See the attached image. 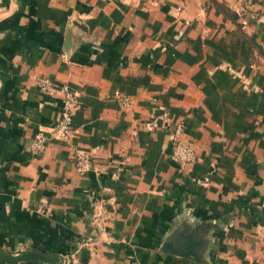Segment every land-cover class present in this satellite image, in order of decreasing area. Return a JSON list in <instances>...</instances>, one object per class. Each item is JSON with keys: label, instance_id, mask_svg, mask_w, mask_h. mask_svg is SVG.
<instances>
[{"label": "crops", "instance_id": "0c3cea01", "mask_svg": "<svg viewBox=\"0 0 264 264\" xmlns=\"http://www.w3.org/2000/svg\"><path fill=\"white\" fill-rule=\"evenodd\" d=\"M39 75L78 103L71 136L34 153L61 108ZM177 140L195 161L171 157ZM209 219L224 228L208 263L160 250L176 224ZM0 246L69 264H264V0H0Z\"/></svg>", "mask_w": 264, "mask_h": 264}, {"label": "built area", "instance_id": "2783aa9c", "mask_svg": "<svg viewBox=\"0 0 264 264\" xmlns=\"http://www.w3.org/2000/svg\"><path fill=\"white\" fill-rule=\"evenodd\" d=\"M36 85L40 91L53 92L58 89L61 93V108L56 121L49 127L47 132L37 130L30 140L29 147L34 153L43 152L50 138L68 139L72 134V115L77 106V93L68 84L63 83L57 87L54 80L45 75L36 77ZM118 100L122 104L129 102L128 97L123 93L117 94ZM73 163L76 171L85 172L92 167V157L89 151L84 149H75L73 151ZM171 157L179 162H193L196 160V151L194 147L182 140H177L171 152Z\"/></svg>", "mask_w": 264, "mask_h": 264}, {"label": "water", "instance_id": "95a60500", "mask_svg": "<svg viewBox=\"0 0 264 264\" xmlns=\"http://www.w3.org/2000/svg\"><path fill=\"white\" fill-rule=\"evenodd\" d=\"M177 225L163 236L159 246L160 250L208 263V250L214 245L213 231L223 229V225H219L217 221L212 219L194 220L192 223L187 221L182 224V228ZM0 259L10 262L40 259L48 264H69L64 258L52 251L25 248L9 250L1 246Z\"/></svg>", "mask_w": 264, "mask_h": 264}, {"label": "trees", "instance_id": "16d2710c", "mask_svg": "<svg viewBox=\"0 0 264 264\" xmlns=\"http://www.w3.org/2000/svg\"><path fill=\"white\" fill-rule=\"evenodd\" d=\"M40 260V259H39ZM41 261V260H40Z\"/></svg>", "mask_w": 264, "mask_h": 264}]
</instances>
